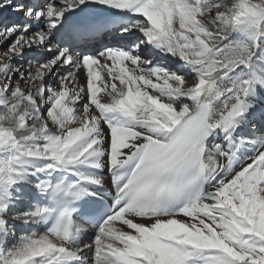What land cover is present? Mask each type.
<instances>
[{
  "label": "bare ground",
  "instance_id": "1",
  "mask_svg": "<svg viewBox=\"0 0 264 264\" xmlns=\"http://www.w3.org/2000/svg\"><path fill=\"white\" fill-rule=\"evenodd\" d=\"M17 1L22 5L24 0H0V16ZM89 1L106 0H57L45 15L41 11L26 15L40 27L32 38L25 36L29 28L20 20L7 27L8 36L27 39L33 50H48L56 56L33 68L31 59L27 67L18 64L22 55L17 49L11 53L13 43L0 55V264H144L139 259L149 264H264V168L254 171L257 160L264 161V140L240 142L233 132L234 127L240 131V113L264 123V106L254 105L251 97L264 93V66L259 65L260 61L264 64V0H172L173 5L150 0L171 16L172 36L154 38L143 25L136 32L144 44L141 54L152 44L168 48L179 56L169 54L166 61L194 66V78L191 82L182 77L179 81L170 76L158 79L133 65L126 77L112 63L99 64L103 91L93 100L82 94L89 73L80 64L72 69L75 60L51 43L50 33ZM173 6L180 9L181 18L173 13ZM244 31L254 38L251 45L244 37L239 40ZM59 58H68L57 69L70 70L63 86L71 90L56 102L42 83ZM142 59L159 61L150 52ZM241 70L249 71V76ZM139 73L145 74L141 81H130ZM151 80H159L157 90ZM194 85L198 88L189 93ZM110 88H118L119 94L109 92ZM232 92L234 97L228 96ZM45 94L47 100L42 99ZM196 100L210 104L209 121L217 135L205 151L210 165L201 202L175 216L121 215L103 225L102 235L94 226L77 221L70 241L40 231L37 215L41 208L35 201L53 171L76 173L90 188L108 185L111 163L145 141L164 140ZM134 103L138 106L132 112L129 106ZM98 107L114 114L125 107L134 123L110 130L98 117ZM79 116L89 118L90 123L80 122ZM33 227L32 235L24 233ZM189 257L197 262H188Z\"/></svg>",
  "mask_w": 264,
  "mask_h": 264
},
{
  "label": "rangeland",
  "instance_id": "2",
  "mask_svg": "<svg viewBox=\"0 0 264 264\" xmlns=\"http://www.w3.org/2000/svg\"><path fill=\"white\" fill-rule=\"evenodd\" d=\"M50 0H45V3H48ZM56 1V2H55ZM168 1V3H170L171 5H173L174 4V2L172 1V0H167ZM52 3V4H51ZM57 3V0H53V1H50L49 2V4H47V6H46V8L43 10L42 9V3H41V0H38V2L36 3V4H34V6L30 9L31 10V13H28V15H33L35 12H37V11H41L42 13H43V15H45V14H47V13H49V12H51L52 11V8L54 7V5ZM50 5H51V7H50ZM14 6H17L16 4H12V6L11 7H9L8 9H7V11H6V14H4V15H1L0 16V26H2V21L3 20H5V19H10L12 16H13V14L14 13H18V14H20V13H25L26 12V8L25 7H21L20 8V10L19 11H14V10H12L13 9V7ZM174 7V6H173ZM49 10V11H48ZM173 13L174 14H176V16H180V18L182 17V15H181V11H180V9L178 8V7H174V10H173ZM24 18H26L27 20H29V19H31V20H35V18H27L26 17V15H24L23 16ZM37 19V18H36ZM18 20H20V23L22 24V26L23 27H26L25 25H24V23H23V20H22V18H18V19H15L14 21H13V24H10L11 22L10 21H7L5 24H4V32H0V55H2L5 51H7L10 47H11V44L14 42V45L12 46V48H11V53L15 50V49H18V51H20L21 53V57H20V59H19V61L22 63V62H24V64L26 65L27 64V62L26 61H24V59H25V57L30 53V51H31V49L30 48H28L27 46H26V42L24 41L23 42V39L22 38H17L16 39V36L14 35V34H12V35H7V27H10V26H13L14 24H16L17 23V21ZM172 23V22H171ZM9 25V26H8ZM27 26H29L30 28H29V32H31V31H33L34 29H35V27L34 26H32L31 24H27ZM39 27V26H38ZM6 28V29H5ZM39 29H40V27H39ZM190 32H188L187 31V34H189ZM219 36V35H218ZM240 37H242V36H240ZM246 37V36H245ZM218 38V37H217ZM239 38V37H238ZM239 40L240 41H242L243 40V38L242 39H240L239 38ZM16 41V42H15ZM18 43V44H17ZM19 43H20V45H19ZM23 44V45H22ZM251 45V44H250ZM17 47V48H16ZM22 47V48H21ZM35 50H37V51H40L39 49H35ZM189 51L191 52L192 51V48H190L189 49ZM53 55V57H52V59H54V57L56 56L55 55V53H53V52H51ZM29 57H30V59L31 60H33V58H32V55H29ZM29 59V60H30ZM52 59L50 60V61H52ZM72 59H74V58H72ZM28 60V61H29ZM47 60H49V56L47 57V59H46V61L45 60H43L42 62H40L39 64H41V63H49L50 61H47ZM58 60H62L63 62V64H64V66H65V58H59ZM75 60V59H74ZM75 63H77V61L75 60ZM33 64H35V62L33 61ZM38 64V65H39ZM62 64V65H63ZM37 65V64H36ZM260 65V64H259ZM58 66H60V65H58ZM58 66H57V68H58ZM63 66V67H64ZM62 67V68H63ZM21 68V67H20ZM56 68V69H57ZM22 69V68H21ZM155 69V68H154ZM55 70V68H53V70L51 71V73L48 75V77L46 78V80H44V83H46L47 82V84L48 85H50L51 83H53L54 85H55V87L54 88H52V90L50 91V90H48V92H51V94H54V93H56L57 92V90H58V88H59V92L58 93H56V94H54L55 96H54V100L56 101V102H61L62 100H61V94H63V93H69L70 92V88H67V87H65V86H63V83L65 82V80H64V78H62V77H64L65 76V74L63 73V72H59L58 71V74H57V77H52V73H53V71ZM172 71V69H170V70H162V69H157V67H156V70L153 72L154 74H151V76L153 75V76H155V77H157V75L159 74V73H162V72H165V73H168V74H171L170 72ZM148 74V73H147ZM250 74V73H249ZM148 75H150V74H148ZM171 75H174V76H177V77H182L183 79H187V81H190L188 78H189V75L188 74H183L182 73V71L181 70H176L173 74H171ZM145 76V74H138L136 77H135V80H130V81H132V82H135V81H141L142 79H143V77ZM147 77H149V76H147ZM185 77V78H184ZM187 77V78H186ZM60 78V79H59ZM191 79V78H190ZM49 81V82H48ZM63 81V82H62ZM151 86L155 89V90H157L158 88V82H159V80H151ZM45 85V84H44ZM135 85H136V88L138 89L140 86H139V84L138 83H135ZM56 86H58V88L56 87ZM221 88H222V86H220ZM197 89V88H196ZM195 89V90H196ZM119 89L118 88H115V89H112V88H110V90H109V92H111V93H113V94H115V95H117V94H119V91H118ZM47 92V93H48ZM229 92V91H228ZM82 94H84L83 96H85V93H84V90H83V92H82ZM50 95V94H49ZM234 95H235V93L233 94V92L230 94V95H228V96H230V97H234ZM168 99H171L172 100V102H175V98H171V96H168ZM45 100H47V96H46V98H45ZM79 98H77L75 101L76 102H79ZM135 100H137V98L135 99ZM39 104V103H38ZM38 104H36L35 105V108H36V111H37V105ZM31 105H33V104H31ZM146 105L148 106V107H150L151 106V103L149 104V103H146ZM85 108V107H84ZM83 108V109H84ZM86 110V109H85ZM87 110H89L88 108H87ZM155 110H158V109H155ZM154 110V111H155ZM131 111V110H130ZM133 112V111H132ZM44 116H49V114L47 113V114H44ZM252 118H255V117H252ZM239 118H237V120H238ZM264 119V118H263ZM78 120L80 121V122H86L87 124L88 123H90L89 122V118L88 119H84V117L83 116H79L78 117ZM259 120V122L260 123H262L263 125H264V123H263V121L262 120H260V118L258 119ZM239 122H240V120H239ZM243 123H244V128H243V126H242V123L240 122V125H237L238 127H240V133H241V139H239L238 138V140L240 141V142H244L245 140H247V138L248 139H256V138H253L252 136H251V134L249 135V134H247L246 133V131L245 130H247V131H250L252 134H254V136L255 137H257V138H259V139H264V127L263 126H260V127H257V128H248V127H251L252 126V124L251 123H245L244 121H243ZM67 124H69V121L67 122ZM245 129V130H244ZM245 139V140H244ZM227 190H229V188H227ZM196 218L198 219L199 218V216H196ZM24 233L26 234V235H28L27 233V231H24Z\"/></svg>",
  "mask_w": 264,
  "mask_h": 264
}]
</instances>
